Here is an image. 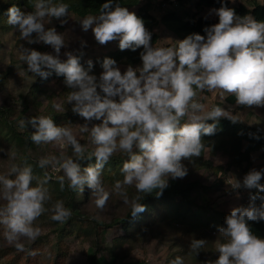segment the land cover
Segmentation results:
<instances>
[{"label": "clouds", "instance_id": "obj_1", "mask_svg": "<svg viewBox=\"0 0 264 264\" xmlns=\"http://www.w3.org/2000/svg\"><path fill=\"white\" fill-rule=\"evenodd\" d=\"M32 2L34 10L30 12L9 8L7 22L19 32L21 40L29 45H48L54 54L22 46L20 59L29 73L42 79L53 73L64 77V84L72 89L68 94L72 112L85 121L77 127L89 134L94 147L89 151L69 125L57 126L51 116L19 121L22 130L28 123L35 129L30 136L33 143H53L61 149L70 146L71 155L61 151L59 155L40 157L36 166L43 170L41 180L27 164H13L8 172L0 173V227L6 242L18 251L41 236L36 221L45 213L59 223L72 216V209L63 200L53 201L47 187L53 179L51 173L62 171L55 177L61 191L66 186L83 191L87 185L99 209L113 194L121 196L135 218L146 210L139 194L155 192L157 197L162 196L170 179L188 175L182 161L201 156L205 147L202 137L215 135L220 118L239 121L220 105L208 108L197 99L198 93L219 91L221 99L226 93L234 95L239 106L264 107V21L237 15L223 0L221 7L210 10L219 22L206 26L205 35L192 33L169 47L154 46L153 34L142 18L120 3L113 8L114 0H107L98 15H87L79 21L82 31L91 30L101 45L118 41L121 51L142 49V64L128 65L122 71L115 59L106 57L99 77L91 74L93 61H88L87 69L81 64L82 53L66 51L62 60L61 49L67 47L64 34L56 27L45 26L53 19L61 26L66 24L69 5L64 0ZM196 2L181 0L168 8L180 13L194 10ZM179 7L181 10H177ZM86 46L82 41V47ZM117 152L126 154L127 159L120 169L123 180H116L110 192L104 185L103 172ZM14 158L10 152L8 159ZM93 158L95 163L87 167L79 163ZM262 177L264 170H252L245 175L243 185L236 179L230 184L233 189H258V194L250 195L248 207L233 208L225 217L226 226L218 231L226 242L218 246V259L205 264H264V239L253 234L249 225V221H264ZM129 186L136 189L137 195L132 198L127 193ZM257 199L261 201L259 206L255 204ZM206 242L193 239L191 251L198 255ZM170 264H184V258L177 256Z\"/></svg>", "mask_w": 264, "mask_h": 264}, {"label": "rangeland", "instance_id": "obj_2", "mask_svg": "<svg viewBox=\"0 0 264 264\" xmlns=\"http://www.w3.org/2000/svg\"><path fill=\"white\" fill-rule=\"evenodd\" d=\"M0 4H7L9 9L16 6L17 0H0ZM162 4V0H140L139 5L130 8L129 11L138 14L141 9H147L156 19L160 20L165 13L173 10L168 7L164 9ZM177 10H181V7ZM69 13L68 22L63 26L55 19L50 24L46 23L45 26L56 27L58 32L64 34L67 47L61 49L62 60L66 59L63 55L66 51L77 55L82 53L81 63L88 66V61H93L95 66L91 74L99 77L102 72V68L99 67L100 59L104 55L120 50L118 41L99 44L91 30L82 31L79 21L84 17L70 11ZM200 16L204 17L201 14ZM150 30L159 36L156 47L173 46L180 40L162 24ZM82 41L87 42L86 47H82ZM22 46L35 48L42 53L54 54L50 46L43 43L29 45L20 39L19 32L12 25L8 22L0 23V115L3 113L20 133L26 131V128L22 130L19 127V121L22 119L27 121L38 115L52 118L56 115L63 119L66 116L68 117L67 122L61 119V122L55 124L57 126L69 125L81 143L88 145V150L91 151L94 146L91 144L89 134L81 133L77 127V124H83L85 121L72 112L73 105L68 103V94L72 89L68 88L64 84V79L56 76L55 73L47 80L29 73L27 65L20 59ZM119 66L123 71L128 65L119 64ZM136 66L139 65L133 67ZM228 95L226 93L225 98L221 99L219 91H202L198 93L197 99L208 108L218 103L221 107L230 110L229 114L239 121L248 122L241 118L244 112L246 113V106L231 107L229 105L231 103L226 100ZM253 106L246 107V109L251 110ZM241 110L244 111L240 113ZM71 116L75 118L74 124L68 123ZM93 123L99 122L94 121ZM31 129L34 130L30 125L29 130ZM227 145L229 148L230 142ZM0 149H2L0 151V173L8 172L13 164L26 165L22 157V148H19L12 139L9 129L1 119ZM61 151L67 155L71 154L70 146L61 149L53 143L36 144L34 149L26 150L35 163L40 157L59 155ZM10 152L14 153V159H8ZM126 159V154L117 152L108 163L119 160L123 164ZM256 160L264 162L261 156ZM182 162L188 169V175L183 179H170L169 186L165 190L179 181L199 182L201 189L195 191L194 194V199L196 198L198 203L194 204L196 206L194 211L200 213L199 218L176 217L172 210L166 209L158 212L156 221L144 227L146 229L138 231L142 228H137L123 240L116 241V237L122 234L117 227L101 229L96 236L94 219L106 224L117 222L125 216L131 206L124 204L121 196L113 194L106 206L99 209L95 205V197H92V193L83 201L84 190L77 189L75 197L78 202L71 207L72 203L66 204V190L63 194L56 184L58 181L55 177L63 174L62 171H58L51 173L53 179L49 181L47 187L52 193L53 201L63 200L65 206L72 209L71 218L64 223H59L51 220L49 213L42 215L36 221L42 229V234L35 242H26L24 251H18L13 245L8 244L3 237V228L0 227V264H170L177 256L184 258V264H205L208 260L218 259V246L226 242V239L218 231L220 226L209 223L208 218L214 216L212 211L217 209L229 213L233 208L243 206L249 195L258 189H247L243 186L240 189H233L230 184L236 179L243 185L246 174L252 170L263 169H259V165L251 166V170L245 173L246 164L229 167L230 159L227 155L222 152L216 154L209 150L205 151L202 159L193 157L184 159ZM216 167L224 168L216 171ZM108 169L105 166L103 176L107 174L108 180L103 181L106 190L111 192L115 181L123 180V175L120 176L122 173H117V168L109 172ZM36 178L37 180L43 179L40 175ZM260 183L264 184V180ZM127 193L129 198L137 195L134 186H129ZM79 218H87L89 221L81 222ZM193 239L207 241L203 248L199 249L198 255L190 249Z\"/></svg>", "mask_w": 264, "mask_h": 264}, {"label": "trees", "instance_id": "obj_3", "mask_svg": "<svg viewBox=\"0 0 264 264\" xmlns=\"http://www.w3.org/2000/svg\"><path fill=\"white\" fill-rule=\"evenodd\" d=\"M65 3L69 5V11L73 14H76L80 17H86L87 15H98L99 9L102 4L107 2V0H64ZM226 2L227 7L234 9L237 15L244 17V16H251L253 19L257 21H264V4L254 2V4L248 8L245 5L239 4L235 5L232 4L230 1L223 0ZM115 3H120L121 6L127 7L128 9L137 7L140 3V0H114L113 8L115 7ZM222 0H197L195 3L194 10H182L181 13L175 12H168L165 13L160 20L156 19L147 9H141L138 14V17L142 18L145 22V26L147 29H154L158 25L162 24L165 28H167L171 33L175 34L180 40L185 39L188 35L192 33H199L201 35H205L203 29L206 26H210L219 22V18L216 20L205 19L200 16V12L204 8H219L221 7ZM9 5V4H8ZM7 4L1 5L0 4V23L6 22L8 20V8ZM16 7H19L22 11L30 12L34 8V3L32 0H17ZM151 31V30H150ZM152 36V43L155 46L158 42L159 36L154 31H151ZM140 51L142 49H138L137 51L133 52L131 50H116L111 52L107 55H104L99 61V67H101V62L104 58L110 57L117 61L118 64L124 65H141L142 61L140 59ZM82 64V63H81ZM85 69L88 68L87 65H84ZM64 79V77L60 76ZM228 102L231 104H235V96L231 95L227 98ZM216 105H219L218 103ZM7 112L6 109H4ZM72 117V116H71ZM73 118V119H72ZM69 119L70 124H74L75 118L72 117ZM1 121L5 124V126L9 129L12 139L15 140L19 148H22V157L26 161L27 165H31L33 167V174L35 177L39 175L43 177V170L36 166V163L33 162L29 154L26 152L27 149H34L36 144L33 143L30 139L31 134L35 131L29 130L30 123L26 126V131L20 133L17 128L14 127L13 123H11L8 118L1 113L0 115ZM63 119L59 116L53 115V120L55 123L61 122L60 120ZM64 121L68 120V117H64ZM67 122V121H66ZM212 123V121H209ZM203 143L205 147L201 152V156L198 158L202 159L204 157V153L206 150L210 152H222L223 154L227 155L230 159L229 167L233 166H243L246 164L244 168L245 173H248L251 170L252 166V159L251 155L260 151L264 148V134L258 133L255 128L248 126L242 123H233L231 120L227 118H221L217 125V130L215 135L212 136H204L202 137ZM230 142L229 148L227 147L228 143ZM71 155V154H70ZM79 163L82 167H87L90 164H94L95 160H80ZM122 163L118 160L117 162L108 163L107 166L108 172L112 171L113 169L117 168L118 172L121 174V167ZM224 168V167H223ZM222 167H216V171L223 170ZM105 172V171H104ZM103 172V173H104ZM122 176V174L120 175ZM108 176H103V180H108ZM261 180H264L262 177ZM59 186V183H56ZM60 189V186H59ZM201 189L199 182H177L172 185L169 189L164 190L163 195L157 197L155 192L152 194H139L140 195V202L146 205V210L140 214H138L135 218L131 216V208L126 212L125 216L115 222L111 223H99L97 219L93 220L94 227H95V235L97 236L99 231L110 229V228H119L121 231V235L116 237V241H120L125 239L126 237L130 236L132 232L137 228L138 231H142L148 225H151L153 221H156L155 218H158V212L165 211L166 209L172 210L175 213L176 217H188L192 216V218H199L198 215L200 213H195L194 209L196 206L194 204H198L196 198L194 199L195 191ZM66 190V204H71L75 206L78 202L76 200L75 194L77 192L73 191L67 186L65 187ZM254 190V189H253ZM64 194V190L62 191ZM92 193V190L84 186L83 192V201L88 198V196ZM258 194V190L253 191L250 195ZM250 195L246 199L243 207H248L250 204ZM65 197V195H64ZM196 201V202H195ZM261 201L257 199L255 201L256 206L260 204ZM199 206V205H198ZM212 211V210H211ZM214 216L208 218V222L214 224L215 226L224 225L225 217L230 214V212L219 211L218 209L212 211ZM81 222H88L89 219H78ZM70 223V221H69ZM68 223V224H69ZM98 224V225H97ZM100 224V225H99ZM249 225L251 231L256 236L264 239V221L256 222V221H249Z\"/></svg>", "mask_w": 264, "mask_h": 264}, {"label": "crops", "instance_id": "obj_4", "mask_svg": "<svg viewBox=\"0 0 264 264\" xmlns=\"http://www.w3.org/2000/svg\"><path fill=\"white\" fill-rule=\"evenodd\" d=\"M227 1H230L232 4H235V5H239V4L245 5L248 8H250L254 4V2L264 4V2H263L264 0H227ZM211 9H213V8H204L200 12V14L202 16H204L203 18H205V19L216 20L218 17L215 16L214 14H210ZM231 95L232 94H229L227 96V98ZM229 105H231V107H235V108H238V106H239L236 103L235 104H229ZM243 111L244 110H241L240 113H242ZM245 111H246V113L244 112V115L241 118L244 120H248V122L243 121V120L237 121V122L242 123V124H246V125L251 126L255 129H259V131L264 133V107H258V106L254 105L251 110H247L245 107ZM258 157H260L259 152L253 153L251 155L252 164H253L252 167L259 165V167H260L259 169L264 170V162L258 161V160L255 161V159ZM261 166H263V168Z\"/></svg>", "mask_w": 264, "mask_h": 264}, {"label": "built area", "instance_id": "obj_5", "mask_svg": "<svg viewBox=\"0 0 264 264\" xmlns=\"http://www.w3.org/2000/svg\"><path fill=\"white\" fill-rule=\"evenodd\" d=\"M162 1H163L162 6L166 8L169 6H176L181 0H162ZM260 155L264 159V148L260 151Z\"/></svg>", "mask_w": 264, "mask_h": 264}]
</instances>
